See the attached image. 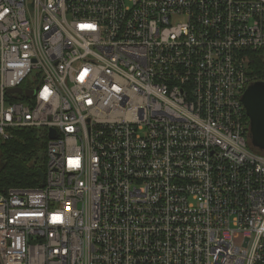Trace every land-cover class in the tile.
Segmentation results:
<instances>
[{
  "label": "built area",
  "instance_id": "built-area-1",
  "mask_svg": "<svg viewBox=\"0 0 264 264\" xmlns=\"http://www.w3.org/2000/svg\"><path fill=\"white\" fill-rule=\"evenodd\" d=\"M252 53L264 0H0V145L47 136L0 264H264Z\"/></svg>",
  "mask_w": 264,
  "mask_h": 264
},
{
  "label": "trees",
  "instance_id": "trees-1",
  "mask_svg": "<svg viewBox=\"0 0 264 264\" xmlns=\"http://www.w3.org/2000/svg\"><path fill=\"white\" fill-rule=\"evenodd\" d=\"M250 69L264 82V59L250 55ZM47 136L42 128H23L0 145V191L12 186H42L39 171H45Z\"/></svg>",
  "mask_w": 264,
  "mask_h": 264
},
{
  "label": "water",
  "instance_id": "water-1",
  "mask_svg": "<svg viewBox=\"0 0 264 264\" xmlns=\"http://www.w3.org/2000/svg\"><path fill=\"white\" fill-rule=\"evenodd\" d=\"M17 90L19 89H10ZM245 113L249 120L248 137L251 145L264 152V82L254 81L246 87L241 96ZM54 130H49L48 137L54 138ZM41 179L43 171H39Z\"/></svg>",
  "mask_w": 264,
  "mask_h": 264
}]
</instances>
